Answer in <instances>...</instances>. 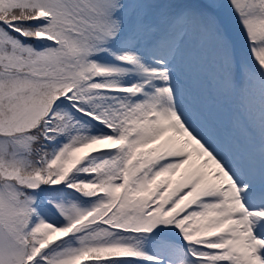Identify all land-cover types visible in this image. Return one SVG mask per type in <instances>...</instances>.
Returning a JSON list of instances; mask_svg holds the SVG:
<instances>
[{
    "label": "snow or ice",
    "instance_id": "snow-or-ice-1",
    "mask_svg": "<svg viewBox=\"0 0 264 264\" xmlns=\"http://www.w3.org/2000/svg\"><path fill=\"white\" fill-rule=\"evenodd\" d=\"M0 264H264V0H0Z\"/></svg>",
    "mask_w": 264,
    "mask_h": 264
}]
</instances>
